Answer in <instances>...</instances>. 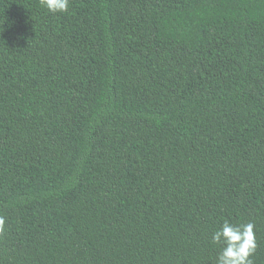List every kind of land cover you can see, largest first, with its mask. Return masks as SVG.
I'll return each instance as SVG.
<instances>
[{
    "label": "trees",
    "instance_id": "trees-1",
    "mask_svg": "<svg viewBox=\"0 0 264 264\" xmlns=\"http://www.w3.org/2000/svg\"><path fill=\"white\" fill-rule=\"evenodd\" d=\"M0 264H264V0H0Z\"/></svg>",
    "mask_w": 264,
    "mask_h": 264
},
{
    "label": "clouds",
    "instance_id": "clouds-1",
    "mask_svg": "<svg viewBox=\"0 0 264 264\" xmlns=\"http://www.w3.org/2000/svg\"><path fill=\"white\" fill-rule=\"evenodd\" d=\"M39 5L52 14L66 13L70 8V0H39ZM5 234L6 218L0 215V238ZM211 241L221 246L216 264H254L252 257L258 247L254 223L232 224L225 220L213 232Z\"/></svg>",
    "mask_w": 264,
    "mask_h": 264
}]
</instances>
